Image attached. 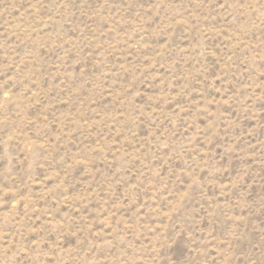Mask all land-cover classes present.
<instances>
[{"label": "rangeland", "instance_id": "374dc122", "mask_svg": "<svg viewBox=\"0 0 264 264\" xmlns=\"http://www.w3.org/2000/svg\"><path fill=\"white\" fill-rule=\"evenodd\" d=\"M0 264H264V0H0Z\"/></svg>", "mask_w": 264, "mask_h": 264}]
</instances>
